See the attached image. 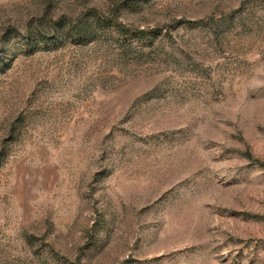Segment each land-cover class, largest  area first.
Here are the masks:
<instances>
[{"label": "rangeland", "instance_id": "obj_1", "mask_svg": "<svg viewBox=\"0 0 264 264\" xmlns=\"http://www.w3.org/2000/svg\"><path fill=\"white\" fill-rule=\"evenodd\" d=\"M0 264H264V0H0Z\"/></svg>", "mask_w": 264, "mask_h": 264}, {"label": "trees", "instance_id": "obj_2", "mask_svg": "<svg viewBox=\"0 0 264 264\" xmlns=\"http://www.w3.org/2000/svg\"><path fill=\"white\" fill-rule=\"evenodd\" d=\"M249 158H251V155H247Z\"/></svg>", "mask_w": 264, "mask_h": 264}]
</instances>
